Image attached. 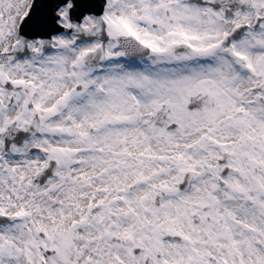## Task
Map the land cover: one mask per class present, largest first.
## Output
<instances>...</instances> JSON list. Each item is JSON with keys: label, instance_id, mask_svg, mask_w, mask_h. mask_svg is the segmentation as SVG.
Masks as SVG:
<instances>
[{"label": "snow or ice", "instance_id": "1", "mask_svg": "<svg viewBox=\"0 0 264 264\" xmlns=\"http://www.w3.org/2000/svg\"><path fill=\"white\" fill-rule=\"evenodd\" d=\"M0 264H264V0H0Z\"/></svg>", "mask_w": 264, "mask_h": 264}]
</instances>
